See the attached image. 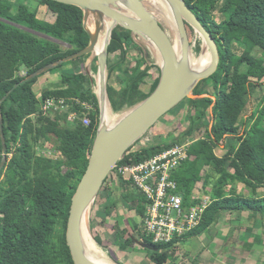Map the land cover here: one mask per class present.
<instances>
[{
    "label": "trees",
    "instance_id": "obj_1",
    "mask_svg": "<svg viewBox=\"0 0 264 264\" xmlns=\"http://www.w3.org/2000/svg\"><path fill=\"white\" fill-rule=\"evenodd\" d=\"M33 2L0 0V102L27 76L90 44V34L84 27V13L80 8L51 0ZM185 2L218 44V71L199 83L194 98L185 99L191 126L183 133L182 139L178 137L168 143L134 151L131 147L119 165L145 161L167 148L184 143L185 138L207 127L206 136L189 147V158L174 172L173 179L185 205L199 201L202 187L204 194L211 195L212 202L195 229L168 244H155L144 227L140 229L138 224L135 225L137 230L140 229L139 241L156 248L141 249L154 264L178 261L179 248L184 240L205 234L211 237V230L228 213H251L254 218L264 216V195H260L264 194V128L261 127L264 98L248 114L251 97L264 82V0ZM41 6L51 12L48 20L40 18ZM216 12L229 17L217 21ZM57 42L70 48L63 51ZM131 46H135L141 56L135 59V65H127L124 80L118 78L122 86L120 90L109 86L116 112L148 98L160 82L159 78L148 93L139 89L138 83L142 82L144 75L160 68L136 43L130 30L117 26L110 53L119 50L127 55ZM89 57L78 58L47 72L57 71L61 78L41 96L35 91V85L42 75L20 85L0 105L8 146V162L0 175V264H75L67 244V224L72 198L89 165L100 115L95 83L85 68ZM70 66L71 71L65 70ZM23 71L25 76L20 75ZM109 75L111 80L115 67L110 66ZM210 83L212 91L207 90ZM47 98L65 99L69 104L72 100H79L91 109L85 110L79 104L66 112L45 114L42 104ZM72 112L79 116L74 123L69 122ZM208 114L211 122L205 126L203 119ZM84 117L90 118V125H84ZM242 120L244 126L237 131ZM249 120L253 121L250 127L246 123ZM228 136H236L237 141L224 157H219L215 148ZM53 140L57 142V155H44V145ZM2 157L0 133V164ZM119 183L128 184L130 192L123 198L143 222L145 198L129 179ZM210 184L212 190L207 189ZM102 189L101 192H105ZM133 192L137 196H133ZM117 202L103 207L107 216L117 210ZM117 229L116 241L121 250L133 249V238L123 241L127 231L119 229L118 225ZM95 239L103 245L99 236ZM96 241L90 233L89 243L97 245ZM246 246L252 249V244ZM103 259L112 261L106 256Z\"/></svg>",
    "mask_w": 264,
    "mask_h": 264
},
{
    "label": "water",
    "instance_id": "obj_2",
    "mask_svg": "<svg viewBox=\"0 0 264 264\" xmlns=\"http://www.w3.org/2000/svg\"><path fill=\"white\" fill-rule=\"evenodd\" d=\"M80 8L84 13V27L90 34L88 47L65 57L62 60L46 65L23 81L16 84L8 95L35 78L57 68L58 66L97 53L102 33L107 30V24L113 23L110 29V40L105 45L104 52L98 53L99 72L105 73L107 68V52L117 26L130 30L151 43L158 51L161 77L156 90L145 100L131 107L110 128L103 130L102 123L91 152L89 165L72 198L67 224V244L75 264H99L94 256H90L83 248L82 220L86 212L91 210L105 181L116 165L124 158L129 149L135 145L151 128L168 112L187 98H194V90L203 80L212 77L219 68L220 51L213 35L207 30L197 15L189 8L185 0H167L175 8L178 16V28L186 48H191L187 25L202 37L203 47L211 56L210 64L205 69L195 70L188 62L180 57L174 47L164 24L146 5L143 0H51ZM94 19L95 28L88 27L90 19ZM106 74V73H105ZM91 76L92 74L89 73ZM92 78V77H91ZM93 79V78H92ZM100 83V82H99ZM106 85L105 79L104 84ZM100 111L102 100L96 93ZM106 94V92H105ZM6 97L2 101H4ZM107 97V96H106ZM108 99V97H107ZM0 102V105L2 103ZM102 121V120H101ZM0 133L3 145V157L0 164V175L8 162V146L3 129V116L0 109ZM144 249H154L141 241ZM117 264V263H116Z\"/></svg>",
    "mask_w": 264,
    "mask_h": 264
},
{
    "label": "rangeland",
    "instance_id": "obj_3",
    "mask_svg": "<svg viewBox=\"0 0 264 264\" xmlns=\"http://www.w3.org/2000/svg\"><path fill=\"white\" fill-rule=\"evenodd\" d=\"M34 0H31L32 3ZM144 2L149 4H156L155 1H148L143 0ZM36 4V1L35 3ZM41 19L48 20L51 17V12L45 7H40V14ZM157 16V15H156ZM158 17V16H157ZM229 17L228 14H225V16L218 14V12L215 13V19L217 21H220L224 18ZM159 18V17H158ZM160 19V18H159ZM160 21L164 24L170 38L173 40L174 33L173 30L161 19ZM112 24V23H111ZM110 24V25H111ZM107 26V30H104L102 33V39L104 38V41L102 44L106 45L108 43V34H109V27ZM88 27L91 31H94L95 24L94 19L91 18L90 22L88 23ZM188 30V36H189V42L191 49L193 51V55L196 57H200L201 54H203V42L202 37L199 33L194 31V29L187 25ZM113 37V36H112ZM200 37V38H199ZM106 39V40H105ZM134 39L137 44H139L145 51L149 53L151 56V60L155 65L158 66L159 60L156 56V50L154 46L149 43L146 39H144L141 36L135 35ZM63 51H67L70 47L62 42H57ZM112 44V40L108 47L107 52V68L105 73L99 72V58L97 56L98 53H95L93 55H90V57L87 59L85 68L86 71L91 75V77L94 80V90L96 93H99L101 88L106 92V96L108 97V102L110 104V108H108L106 111H110L111 114L115 115V118H119L123 116L130 108L126 107L123 110L116 112L113 108V105L111 103L110 94H109V86L115 87V89L120 90L121 84L118 81V78L121 80H124V74L127 65L132 63L135 65V59L140 57L137 49L135 46H131L129 49V52L127 55H123V53L119 50L113 51L110 53V46ZM198 47H200V50H198ZM102 50L101 46H98V52L100 53ZM202 56V55H201ZM74 61V60H73ZM111 67H115V75L110 80L109 75V69ZM67 67L65 70L71 71V68ZM159 67V66H158ZM160 68V67H159ZM21 76H25L26 72L23 71ZM161 77V70L159 71L157 69H154L151 74H146L143 77V80L141 83H138L139 89L144 91L145 93L150 92L151 86L153 83H155L159 78ZM104 79L106 85L101 86L104 84ZM60 81V74L57 71H54L52 73H47L45 75H42L39 82L35 85V91L39 96L42 95L43 91L45 89L53 88L56 84V82ZM100 82V83H99ZM100 86V87H99ZM207 90H213L212 84L210 83L209 86H207ZM264 98V82L261 87L257 89V91L253 94L250 101V107L248 114L256 109V107L259 105L260 101ZM211 113V112H210ZM117 116V117H116ZM102 113L100 111L99 115V126L98 129L101 127L102 123ZM246 120V117L244 118ZM204 125L208 126V124L211 122L210 115H206L203 119ZM243 120L240 123L239 127H237V131H240L243 128ZM247 123V126L250 127L253 124L252 120H249ZM191 126V119L188 115V104L186 100L181 102L179 105H177L175 108H173L170 112H168L163 118H161L152 128L149 132H147L143 138H141L139 141L135 143V145L132 146L131 150H137V149H143L146 147H149L151 145H155L157 143H168L171 142L173 139H176L180 137L183 138V133H185ZM261 127L264 128V123L261 124ZM207 127L203 128L201 131H196L190 138H185V142L190 141H198L200 138L205 137L207 134ZM238 133V132H237ZM237 139L236 136H228L227 139L224 140L223 143H220L215 148V154L219 157H224L226 155V152L228 151L229 147L231 145H234L236 143ZM184 142V143H185ZM192 142V143H194ZM192 143L189 147H191ZM14 151H12V154ZM42 153L44 155H47L49 157H55L57 155V142L53 140V142L48 143L46 146L44 145ZM208 168H206L207 170ZM108 181L104 183V190L105 192H101L98 194L97 199L92 206L91 210L89 211L88 215V233H92V236L94 240L96 241L95 237L99 236L102 241L103 245H99L96 241V244H88L90 254L94 255L96 258L102 261L104 264H154L148 257V255L142 251L141 245L138 243V232L140 229H143V222L142 219L138 217V213L135 209L130 208V203H128L124 198L123 195L126 193H129V186L126 183H119L118 181H113V179L110 177L107 178ZM202 187V185H201ZM213 185L210 184L207 188L208 190H212ZM240 191L243 193L244 190L242 188H239ZM201 195H204L205 190L200 188ZM260 195H264L263 193H260ZM133 196H137L135 192H133ZM115 201H118V208L117 210L112 214V216H107L105 213V210L103 209L106 205H111ZM226 218V217H225ZM244 217L239 215H232V220L239 224V221L241 222ZM229 218L226 219V221L229 222ZM244 222V221H243ZM138 224L140 226V229L137 230L135 228V225ZM233 224V223H232ZM230 226L232 232L234 227L236 226L233 224ZM117 225L119 226V229H124L127 231V234L123 241H125L128 238H133L135 242V247L133 249L129 250H121L120 245L117 243ZM239 226V225H237ZM240 231L234 233L233 237H228L227 241L229 243H238L241 239L247 238L245 235V231L243 230V225L239 226ZM237 229V228H235ZM234 229V230H235ZM226 229H223L221 232L211 230L209 237L207 234L203 236H199L192 239L184 240L179 248V255L180 258L178 261H173L169 264H213L211 260L217 261L219 258V253H217L215 250H213L215 246V242L213 243L212 240L215 237H225ZM182 239V237L178 238ZM217 245V244H216ZM213 247V248H212ZM218 248V247H217ZM223 251V250H222ZM222 251H219L222 253ZM203 252V254H201ZM210 252V253H209ZM239 253V251H237ZM211 254V257H210ZM245 251L241 253V256H237V258L233 259L234 256H232V259L225 261V263H219V264H255L256 261H247V259H243ZM222 255V254H221ZM106 256L112 261H106L103 259V257ZM199 256V258L197 257ZM197 257L198 259L195 260L194 258ZM210 257V259H208ZM242 257V258H241ZM223 261V259H221Z\"/></svg>",
    "mask_w": 264,
    "mask_h": 264
},
{
    "label": "built area",
    "instance_id": "obj_4",
    "mask_svg": "<svg viewBox=\"0 0 264 264\" xmlns=\"http://www.w3.org/2000/svg\"><path fill=\"white\" fill-rule=\"evenodd\" d=\"M47 98L42 104V112H66L72 106L81 104L90 110L88 104L79 100ZM78 114L72 112L69 122L74 123ZM84 125L91 124L88 117L82 119ZM194 141L176 144L163 152L137 164L116 165L110 177L113 181L129 179L145 198L146 212L143 219L144 231L155 244L171 243L195 229L202 221L205 209L212 202L209 194L200 195L199 201L185 205L183 196L178 192V184L173 179L174 172L189 158V146Z\"/></svg>",
    "mask_w": 264,
    "mask_h": 264
},
{
    "label": "bare ground",
    "instance_id": "obj_5",
    "mask_svg": "<svg viewBox=\"0 0 264 264\" xmlns=\"http://www.w3.org/2000/svg\"><path fill=\"white\" fill-rule=\"evenodd\" d=\"M148 1H156L160 5V7H158V6H156V4L146 3V5L149 8H151V10L154 12V14H156L163 22H165L173 30L174 38L172 41H173V44H174V47H175L177 54L180 57H182V59H185L186 62H188V66L190 68H192V66L195 70L207 68L210 64V61H211V56L209 54L208 49L206 47H203L204 50L202 52L203 54H201L202 56L200 55V57H197V56L195 57L193 55L192 49L186 48L184 39H183L182 35L180 34V31L178 28L179 19L177 16V12H176L175 8L171 5V3H169V1H167V0H148ZM110 24H111V22H109L107 24V26ZM112 26H113V23L109 27V34H108L109 40H110V29L112 28ZM109 40H108V42H109ZM103 41H104V38L103 39L101 38L99 46H101L102 50L100 53L104 52V49H105V45L102 44ZM155 50H156V48H155ZM97 53H99L98 49H97ZM156 53H157L156 56L158 58V51L157 50H156ZM158 60H159V58H158ZM98 94H100V97L102 100V128H103V130H106V129L112 127L121 117L115 118V115L111 114L110 111H106L108 108H110V104H109L108 99L106 97L105 91L102 88ZM88 215H89V210L86 212V214L82 220V242H83L84 250L90 256H94V255L90 254L89 247H88V244H89ZM97 260H98L99 264H104L98 258H97Z\"/></svg>",
    "mask_w": 264,
    "mask_h": 264
},
{
    "label": "crops",
    "instance_id": "obj_6",
    "mask_svg": "<svg viewBox=\"0 0 264 264\" xmlns=\"http://www.w3.org/2000/svg\"><path fill=\"white\" fill-rule=\"evenodd\" d=\"M58 82L59 81L57 80L56 84ZM235 214L244 217L241 222L239 221V224L237 223L238 220H236L235 222H233L234 220H232V215ZM227 218L230 219L229 222L226 221ZM232 223L236 225L234 229L237 228L235 230L233 229V232L230 228ZM237 225H243V230L245 231V235L247 238H240V242L238 243H229L227 241V238L233 237L236 230L238 232L240 231V227ZM223 229H226L225 237H216L215 234V237L212 240L213 243L215 242L217 244H215L216 247H212L213 250L219 253V258L217 259V261L211 260L213 264H219L220 262L225 263V261L229 260L230 258L232 259V256H234L233 259H235L237 258L236 255L241 256V253H243L244 251L245 254L242 255L244 256L243 259H247V261L251 262L256 261L255 264H264V216L258 215L254 218V215H252L251 213H246L243 215L238 213H228L222 217L218 224H216L215 228L213 229L214 232L212 234H214L215 231L221 232ZM248 243L252 244L251 250H249L246 246V244ZM219 251H222V253H220ZM237 251H239V253ZM201 254H203V252ZM197 257L199 258V256ZM197 257H195L194 259L197 260ZM210 257L208 259H210ZM221 259H223V261ZM201 264H203V262Z\"/></svg>",
    "mask_w": 264,
    "mask_h": 264
}]
</instances>
